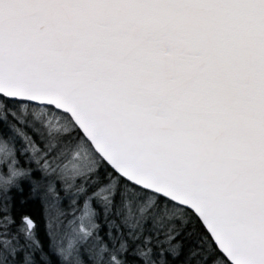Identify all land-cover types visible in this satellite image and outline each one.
I'll use <instances>...</instances> for the list:
<instances>
[{
  "label": "snow or ice",
  "instance_id": "1",
  "mask_svg": "<svg viewBox=\"0 0 264 264\" xmlns=\"http://www.w3.org/2000/svg\"><path fill=\"white\" fill-rule=\"evenodd\" d=\"M0 139V264H264V0H0Z\"/></svg>",
  "mask_w": 264,
  "mask_h": 264
},
{
  "label": "clouds",
  "instance_id": "2",
  "mask_svg": "<svg viewBox=\"0 0 264 264\" xmlns=\"http://www.w3.org/2000/svg\"><path fill=\"white\" fill-rule=\"evenodd\" d=\"M14 149L4 139H0V191L22 188L23 181L31 176V171L13 157Z\"/></svg>",
  "mask_w": 264,
  "mask_h": 264
},
{
  "label": "trees",
  "instance_id": "3",
  "mask_svg": "<svg viewBox=\"0 0 264 264\" xmlns=\"http://www.w3.org/2000/svg\"><path fill=\"white\" fill-rule=\"evenodd\" d=\"M21 158V157H20ZM23 159V157H22ZM33 168H35L34 164L31 165ZM34 175H40L39 172L34 173ZM23 186L25 188V192L23 195H27L28 193V187H30V182L27 180L23 181ZM11 192L13 195L17 197V202L19 201V197L22 195L17 188L11 189ZM26 210H28L30 213L34 214L36 219L41 223V227H45L44 219L46 218V212L44 206L39 201H32L30 200L28 204L25 206Z\"/></svg>",
  "mask_w": 264,
  "mask_h": 264
},
{
  "label": "rangeland",
  "instance_id": "4",
  "mask_svg": "<svg viewBox=\"0 0 264 264\" xmlns=\"http://www.w3.org/2000/svg\"><path fill=\"white\" fill-rule=\"evenodd\" d=\"M19 159H20V164L21 165H23L24 167H28L29 166V163H28V161L26 159H24V158L22 159V157L19 158ZM32 164H34V162ZM34 166H35V164H34ZM44 223L46 225V218L44 219Z\"/></svg>",
  "mask_w": 264,
  "mask_h": 264
}]
</instances>
